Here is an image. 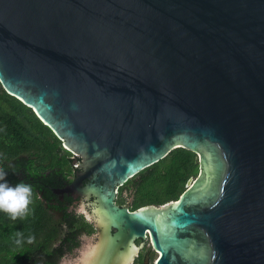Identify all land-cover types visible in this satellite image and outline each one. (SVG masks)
Masks as SVG:
<instances>
[{
  "label": "water",
  "instance_id": "95a60500",
  "mask_svg": "<svg viewBox=\"0 0 264 264\" xmlns=\"http://www.w3.org/2000/svg\"><path fill=\"white\" fill-rule=\"evenodd\" d=\"M0 82L83 158L93 264L128 263L146 227L156 264H264V0H0ZM178 147L200 172L177 199L114 203Z\"/></svg>",
  "mask_w": 264,
  "mask_h": 264
},
{
  "label": "trees",
  "instance_id": "16d2710c",
  "mask_svg": "<svg viewBox=\"0 0 264 264\" xmlns=\"http://www.w3.org/2000/svg\"><path fill=\"white\" fill-rule=\"evenodd\" d=\"M69 154L72 152L35 110L8 93L0 82V168L6 170L9 183L24 181L33 189L30 214L12 220L0 212V264H9L8 258L14 262L38 247H50L53 218L42 208L37 188L41 190L45 183H52V169L59 164L58 158ZM199 172L198 155L178 147L137 175L146 176L147 187L175 200L186 189L188 180ZM17 231L24 238L31 235L34 239L17 246L13 243Z\"/></svg>",
  "mask_w": 264,
  "mask_h": 264
},
{
  "label": "flooded vegetation",
  "instance_id": "af4514ba",
  "mask_svg": "<svg viewBox=\"0 0 264 264\" xmlns=\"http://www.w3.org/2000/svg\"><path fill=\"white\" fill-rule=\"evenodd\" d=\"M58 162L52 169V183H45L41 190L37 188L42 208L48 210L53 218L50 247H38L35 252L21 255L14 262L8 258L9 264H58L63 254H76L75 250L79 249L82 243V233L92 237V250L88 260L89 264L95 263L101 246V227L95 210L98 207V197L83 190V187L91 182V178H84L77 185L74 184L77 175L83 171L80 167L83 158L80 155L72 153L58 158ZM100 182L105 183L104 180ZM147 185L146 176L136 174L123 183H109V189L115 191L114 203L119 207H126L130 212L145 206L155 208L169 205L172 200L166 199L168 194L159 193ZM81 200L89 204V212L93 217L91 222L86 221L83 215L75 213V208ZM116 230L117 228L112 226V232ZM133 244L135 251L130 261L125 264H156L161 251L154 245L149 227L144 229V234L134 237Z\"/></svg>",
  "mask_w": 264,
  "mask_h": 264
},
{
  "label": "clouds",
  "instance_id": "9594fccd",
  "mask_svg": "<svg viewBox=\"0 0 264 264\" xmlns=\"http://www.w3.org/2000/svg\"><path fill=\"white\" fill-rule=\"evenodd\" d=\"M6 176V170L0 168V212L6 213L12 220L18 217L22 219L31 213L29 204L33 196L32 185L24 181L11 184L5 179ZM75 213L83 215L86 221L91 222L93 219L89 212V204L84 200H81L77 205ZM33 239L34 237L31 235L24 238L22 233L17 231L13 243L19 246L22 242L30 243ZM80 240L82 243L79 249L75 250L76 254H63L58 264H89L88 257L92 250V237L82 233Z\"/></svg>",
  "mask_w": 264,
  "mask_h": 264
}]
</instances>
